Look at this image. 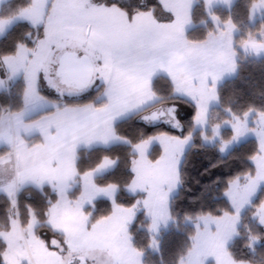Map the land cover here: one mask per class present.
Returning a JSON list of instances; mask_svg holds the SVG:
<instances>
[{
	"label": "snow or ice",
	"instance_id": "obj_1",
	"mask_svg": "<svg viewBox=\"0 0 264 264\" xmlns=\"http://www.w3.org/2000/svg\"><path fill=\"white\" fill-rule=\"evenodd\" d=\"M191 3L192 0H153L150 8L129 10L123 7L121 0H29V5L19 11L16 18L34 28L38 38L30 43L17 42L12 52L0 56V77L11 80L23 75L25 108L10 116L25 132L36 130L41 139L29 145L20 135V127L0 135V148L8 149L3 157L14 161L8 195L15 196L19 186L26 183L51 187L56 200L49 201L45 213L47 223L63 239H41L35 231L38 220L34 213L26 225L12 221L7 232H0L5 244L0 254L3 264H22L23 261L27 264H91L101 256L105 264H141L143 252L134 247L129 232L139 206L142 204L146 215L152 217L148 226L151 232L157 230L160 221L167 223L174 219L168 208V192L179 182V169L178 159L170 155L169 147L175 145L178 150L182 149L191 135L181 138L161 132L133 142L118 134L115 122L158 99L153 78L162 72L168 76L174 93L188 95L193 100V122L206 123L208 105L219 99L216 82L225 72L235 70L236 52L231 34L236 26L229 18L224 22V29L217 26V32H209L203 40L188 39L185 26L191 23ZM212 3L213 0H205V10L218 25L219 17L210 11ZM157 7L168 14V20L158 18ZM258 7H264V0L254 4L252 10ZM5 28V22L0 21V34ZM224 38H227L226 45L216 48L215 42ZM242 46L246 50L250 47L257 54L264 51V42L243 41ZM5 82L0 78V86ZM41 83L61 99L66 96L83 99L93 89L101 87L104 101L61 104L40 91ZM30 104L50 106L53 110L25 122L23 117ZM248 114L244 113V120L233 114L235 123L223 121L231 125L233 135L221 146V151L245 132H257L247 127ZM258 116L264 125V112L258 111ZM142 119L146 124L171 120L174 121L172 126L181 130L175 105L167 111L151 112ZM220 127L221 124L214 126V135H219ZM257 135V150L250 157L256 164L255 173H246L243 185L239 177L228 182L224 195L231 211L222 210L218 216L211 213L196 216L197 231L190 237L194 243L189 255L198 245L200 222L204 223L205 230L209 224L215 225L216 230L208 233L212 242L208 254L216 256L217 264H237L226 245L238 234L237 226L245 206L255 208L253 217L264 227V197L253 204L264 184V130ZM113 141L129 145L135 153L125 188L134 196L138 191L145 194L142 200L135 199L127 206L117 202L119 184L100 185L95 180L97 172L115 168L117 159L103 155L91 169L81 172L77 167L80 145L98 143L108 147ZM154 142L161 145V151L153 159L148 152ZM77 177L81 190L71 198L70 190ZM238 187L243 188L240 199L233 194V189ZM99 195L106 196L112 208L109 213L94 218L87 208L95 209L94 201ZM185 219L193 218L186 216ZM258 239L250 237L252 242ZM149 246H157L154 237Z\"/></svg>",
	"mask_w": 264,
	"mask_h": 264
},
{
	"label": "trees",
	"instance_id": "obj_2",
	"mask_svg": "<svg viewBox=\"0 0 264 264\" xmlns=\"http://www.w3.org/2000/svg\"><path fill=\"white\" fill-rule=\"evenodd\" d=\"M259 0H235L230 9L215 8L212 13L219 17L218 25L211 19L209 12L205 10L203 0H197L192 13L193 27L189 30L187 37L192 41L203 40L209 32L216 33L217 26L220 29L225 28V21L231 18L232 23L236 26V54H237V75L226 81L218 89L220 105L211 111L209 120V129L206 136L210 137L212 131L210 128L217 124H224L223 121L233 118V114L242 119L244 113L264 112V57H254L248 55L242 50V42L247 41L250 37L264 31V16L253 21L252 8ZM123 7L129 10L140 8H150L153 0H121ZM29 5V0H9L0 8V20H9L16 17L21 9ZM156 14L161 20H168L167 13L156 8ZM31 34L30 36L28 34ZM38 38V33L34 28H30L27 23L16 24L0 40V56L12 52L17 42L30 43L31 40ZM153 88L158 96V102L134 116L118 123L116 129L119 135L129 138L133 142L140 139L156 135L161 132H167L171 135L181 138L192 135V144L186 152L179 172V189L171 200L170 212L174 219H171L169 227L155 236L149 231V222L145 219L144 214H140L136 221L131 225L132 244L135 248L142 250L144 264H181L189 254L192 248L193 240L190 239L196 233L195 224L198 214L211 213L220 215L222 210L231 211L228 198L224 195V190L228 187V182L236 177L240 178L242 184L246 183L245 174L249 171L255 173L256 164L250 159L257 150L258 142L254 139L245 141L235 146L228 154H223L219 143L206 145L203 141L202 133L196 131V125L192 116L195 114V106L187 100L178 98L170 80L164 76H158L153 82ZM40 91L49 97L50 100L58 101L61 104L84 103L86 101H98L103 92V88L97 87L86 95L83 99L65 97L61 99L50 93L40 85ZM24 80L20 78L13 82L8 90L0 92V125L4 117L11 113L19 112L25 108L24 105ZM177 104L180 107L179 116L182 122V131H176L168 126L165 122L158 121L155 124H146L142 117L149 115L151 112L158 111L164 105ZM187 108V109H186ZM229 109L231 111H229ZM251 110V111H250ZM233 132L224 129L221 132V140L228 142L231 140ZM40 137L28 139L29 145L40 141ZM8 151L7 148H0V157ZM161 148L156 146L151 158L159 156ZM103 155H108L117 159L116 167L96 178L100 185L107 183H116L120 185L117 196V202L129 205L135 199H141L142 196H132L128 193L125 185L129 183L131 166L130 161L135 153L132 152L129 145H115L109 148L82 149L78 152L77 167L81 172L91 169L101 160ZM78 189L71 195L75 198L79 195ZM264 197V187L259 190L253 204H258ZM55 201L56 195L50 188L38 191L33 188L23 190L19 194V208L22 214L23 224L29 222V217L34 213L40 226L37 233L41 239L49 237L60 238L46 225V211L49 207V201ZM93 217L105 215L111 211V205L108 201L96 202ZM88 211H91L88 209ZM92 212V211H91ZM255 208L250 206L241 219L239 236L242 231L245 233L247 223L257 220L253 217ZM14 215L11 204L5 196H0V227L4 226L3 221ZM186 216H191L192 220H186ZM44 233L46 236L43 237ZM248 235L237 237L229 248L232 258L238 263H257L252 257V250L245 240H250ZM155 238L156 247H150V241ZM48 241V240H45ZM0 247V254L4 249ZM264 261V260H263ZM0 264H3L2 255H0ZM213 264V263H210Z\"/></svg>",
	"mask_w": 264,
	"mask_h": 264
},
{
	"label": "rangeland",
	"instance_id": "obj_3",
	"mask_svg": "<svg viewBox=\"0 0 264 264\" xmlns=\"http://www.w3.org/2000/svg\"><path fill=\"white\" fill-rule=\"evenodd\" d=\"M234 1L235 0H213V3L211 4V7H210V11L212 12L215 8H218V7H221V8H226V9H230L233 4H234ZM204 4H205V0H203ZM259 2V1H258ZM258 2L256 4H258ZM197 3V0H192V3H191V9H190V14H191V23L190 24H187L185 26V30H186V35L188 34L189 30L192 29L193 27V20H192V13H193V10H194V6L195 4ZM3 6V5H2ZM1 6V7H2ZM0 7V8H1ZM253 9V8H252ZM209 12V11H208ZM18 16V15H17ZM16 16V17H17ZM252 16H253V21H255L257 18H262V16H264V7H258L255 11L252 10ZM16 17L12 18V19H9V20H13L15 19ZM1 21V20H0ZM20 22H17L16 24H18ZM22 23H25V22H22ZM15 24V25H16ZM232 46L236 52V42H235V37H236V31L235 29L233 30L232 32ZM2 39V38H1ZM0 39V40H1ZM226 38L224 39H220V40H217V42L220 43V41L222 40H225ZM256 41V42H264V31H261L259 34L255 35V36H252L250 37L247 41ZM216 43V42H215ZM221 44V43H220ZM223 47H224V44H221ZM242 50L244 53L248 54V55H251V56H254V57H264V51H261L259 54H257L256 52L252 51V49L249 47L247 50L242 46ZM236 60H237V54H236ZM235 70L230 73L229 75L227 73H224L223 76H222V79L221 81L219 82V84L216 85V92L218 94V89L220 86H222L226 81L230 80V79H233L236 75H237V71H238V66L237 64H235ZM237 69V71H236ZM160 76H163V75H160ZM166 77V76H164ZM0 78H4L5 79V84L3 86H0V92L1 91H4V90H8L9 86L15 82L16 80L20 79V78H23V75L21 74L19 77H15L11 80H8L5 77H0ZM168 78V77H166ZM169 79V78H168ZM41 85L45 88V89H48L47 85L44 84V83H41ZM96 89V88H95ZM175 95L178 97V98H181V99H184V100H187L185 98H182L180 96H178L176 93ZM67 97V96H66ZM219 97V96H218ZM65 98V97H64ZM98 101H104V99L100 96ZM159 100H157L158 102ZM188 102H190L191 104H194L193 101H189L187 100ZM155 105V104H154ZM153 105V106H154ZM175 105V109H176V118L179 120L180 122V126H181V130L179 131H182V122H181V119H180V113H185V111H180V107L179 105L177 104H174ZM220 105V101L219 99L217 101H212L210 102V104L208 105V111H207V116H206V123L204 125H200V124H195L196 125V131L197 132H201L202 133V137H203V141L206 145H214V144H217L219 143L221 146L225 144V142H223L221 140V132L222 130L224 129H227V130H231L233 132V129L231 127V125L229 124H222L220 129H219V135H214V127L210 128L211 131H212V135L210 137L206 136V131L209 129V120H210V115H211V111L212 109L214 108H218ZM151 106V107H153ZM173 105H164L162 106L158 111H167L169 108H171ZM150 108V107H149ZM148 109V108H147ZM187 109V108H186ZM146 110V109H145ZM144 111V110H143ZM182 113V114H183ZM7 119V116L4 117V119L2 120V122ZM165 119H169V118H165ZM245 119V118H244ZM242 119V120H244ZM233 121V123H235V121L232 119H230ZM246 120H247V127L249 129H252V128H255L257 130V132H252V131H247L245 132L244 134L240 135L239 138L235 141H231L230 143H227L226 144V147H225V150L222 151L223 154H228L235 146H238L242 143H244L245 141H248L250 139H254L258 142V135L257 133L264 130V125L261 124V120H260V117L258 116L257 113L255 112H250L248 114V116L246 117ZM163 121V120H162ZM164 122V121H163ZM174 121H171L169 120L168 123H166L168 126H170L172 129L177 130L176 127H173ZM192 135H191V139L185 144L183 145L182 149H177V147L175 145H170L169 147V153L170 155L174 156L176 159H178V169H179V172H180V168H181V164L183 162V159H184V156L186 154V152L189 150L191 144H192ZM124 145H127V144H124ZM159 146L161 148V145L159 143H156L154 142L150 149H149V152H148V155L151 157V153L153 151V147L154 146ZM220 146V147H221ZM97 148V147H96ZM101 148H104V147H101ZM109 148V147H107ZM82 149H93V148H86V147H83V148H80V150ZM78 151V152H79ZM116 167V166H115ZM114 169V168H113ZM113 169H109L107 171H102V172H97L95 174V180L98 176H102L104 174H107L108 172L112 171ZM241 185H243L241 183ZM21 188H19L18 191L15 192V196L13 197H10L8 195V193L4 194L1 190H0V196H5L8 201L10 202L11 204V207H12V210H14V215L10 216L9 219H6L4 220L2 223L4 226L0 227V232H7L9 230V227H10V222L12 221H16L18 222L19 224L21 225H24L23 223V219H22V214H21V211H20V208H19V194L25 190V189H28V188H33V189H36L38 191H43L45 188H50L52 189L51 187L47 186V185H44L43 187H37L35 186L33 183L30 184V185H27L26 187H22L20 186ZM165 191L168 190V186L165 185ZM261 188L264 187V184H261L260 186ZM260 188V189H261ZM81 190V182L79 180V177L76 178V182L72 184V188L70 190V196L75 193L77 190ZM179 189V182L176 183V185L171 189V191L168 192V208L170 209V205H171V200L172 198L175 196V194L177 193ZM54 192V191H53ZM55 193V192H54ZM80 193V192H79ZM128 193L132 196H134L131 192L128 191ZM233 194L234 196L237 198V199H240L243 195V188L242 187H238V188H234L233 189ZM56 195V194H55ZM138 195H141L142 198L141 200L144 198V193L142 192H137L135 194V196H138ZM117 196H118V193H117ZM117 196H116V199H117ZM72 198V197H71ZM255 199V198H254ZM253 199V201H254ZM13 200L16 201V203L14 204L13 203ZM101 200H104V201H108L111 205V208H112V204H111V201L104 195H99L96 197L94 203L96 204V202L98 201H101ZM250 206H245L244 209L242 210L241 212V219H242V216L244 215V213L248 210ZM90 209L93 212H95L96 209H92L91 206H89L87 208V210ZM140 214H144V217L145 219L151 224L152 223V217L149 216V215H146V210L144 209L143 205L141 204L136 212V216H135V219L132 221V223L129 225V230H130V227L131 225L136 221L137 217L140 215ZM33 215V214H32ZM32 215L29 217V220L32 218ZM241 219H240V222L238 224V234H234L231 239L227 242V249L229 250L230 246L232 245V243L235 241V239L239 236V228L241 226ZM28 223V222H27ZM171 223V219H169L167 221V223H165L164 221H160L158 223V227H157V230L155 232H151V234L155 235V236H158L161 234V232L165 229H167L169 227ZM149 224V225H150ZM47 226H49L48 223H46ZM247 229L248 227L250 229L249 230V233L252 234V236H257L259 237L258 241L257 242H252L251 240H245V244H249L251 250H252V258L254 260H256L257 263H263L264 264V227H262L259 223H258V220L255 221H252V222H248L247 224ZM40 226L39 222L36 224L35 226V231H36V234L38 235L37 233V230H38V227ZM50 227V226H49ZM51 229V228H50ZM200 229H201V236H200V239H199V242H198V245L196 247V249L191 253V255H188L187 257L184 258L183 260V264H210V263H213V264H217V259H216V256L215 255H210L208 254L211 250V247H212V242L209 238V231L211 232H214L216 230L215 228V225L214 224H209L208 226V230H205V225L203 222H200ZM56 234H58L60 238H54V237H49L45 240H48V241H51L53 239L57 240V241H62L63 237L62 235L59 233V232H55ZM45 237L46 236V233L43 234ZM244 235H248V232H244L242 231L240 233V236L239 237H244ZM25 236H26V233H25ZM39 236V235H38ZM248 236H251V235H248ZM40 237V236H39ZM250 238V237H249ZM4 245V241L2 238H0V247ZM5 247V246H4ZM140 261H141V264H144L143 263V256L140 257ZM22 264H27V261H23ZM91 264H105V259L103 256L101 257H98V261H93L91 262ZM237 264H254V263H238Z\"/></svg>",
	"mask_w": 264,
	"mask_h": 264
},
{
	"label": "crops",
	"instance_id": "obj_4",
	"mask_svg": "<svg viewBox=\"0 0 264 264\" xmlns=\"http://www.w3.org/2000/svg\"><path fill=\"white\" fill-rule=\"evenodd\" d=\"M9 0H0V7L3 5V4H5L6 2H8ZM1 21H3V22H5V24H6V28H5V31H4V33L3 34H0V39L1 38H3L14 26H15V24L17 23V22H23L22 20H20V19H18V18H15V19H13V20H11L12 22H11V24L10 25H8L7 24V22L9 21V20H1ZM220 43L221 44H224V46L226 45V43H227V38L225 39V40H222V41H220ZM219 42H217L216 41V43H215V47L216 48H223V46L220 44ZM233 47V46H232ZM234 60H235V64H237V60H236V56L234 57ZM236 71H237V69H236ZM233 71H231V72H225V73H227L228 75L230 74V73H232ZM160 75H163V76H166V77H168L165 73H162V72H159V73H157L155 76H154V78H153V82H154V80L158 77V76H160ZM223 76V75H222ZM222 76H221V78L216 82V85L217 84H219V82L221 81V79H222ZM208 83H209V85H211V83H212V81H211V78H209V80H208ZM178 96H180V97H182V98H185V99H187V100H189V101H193L188 95H183V94H178V93H176ZM101 97L104 99V96H103V92H102V94H101ZM157 100L158 99H156L153 103H151V104H148V105H146L145 106V108H142V109H140V110H134V111H130V112H128L126 115H123V116H121L115 123H116V125L118 124V123H120V122H122V121H124V120H126V119H128V118H130V117H132V116H134L135 114H138L139 112H142L143 110H145V109H147V108H149V107H151V106H153L154 104H156L157 103ZM53 109L50 107V106H44V105H32V104H30L29 106H28V108L25 110V115H24V117H23V120L25 121V122H29V121H34V120H36L38 117H40L43 113H45V112H51ZM208 114V113H207ZM17 127H20V135L22 136V138L25 140V141H27L28 139H31V138H33V137H40V135L38 134V132L36 131V130H33V131H31V132H25L24 130H23V127L22 126H19V125H17L16 123H15V121H14V119L9 115V116H7V119H5L2 123H1V125H0V135H4V134H7L8 132H9V130H12L13 132L15 131V129L17 128ZM41 138V137H40ZM115 145H124L123 143H120V142H116V141H113V142H111L110 143V145L108 146V147H111V146H115ZM157 146V145H156ZM156 146H154L153 147V149L156 147ZM83 147H86V148H96V147H104V148H107V147H105L104 145H102V144H98V143H96V144H93V145H91V146H84V145H80V147L78 148V151H79V149L80 148H83ZM159 147V146H158ZM3 148H6V147H3ZM150 155H152V153L150 154ZM14 171H15V169H14V161H9V160H7L5 157H0V190L4 193V194H6V193H8V191H9V189H10V187H11V185H10V181H12V178H13V174H14ZM30 184H32V183H26V184H24V185H22V187H26L27 185H30ZM35 186H37V187H40V186H38V185H36V184H34ZM19 188H21L20 186H19ZM261 188V187H260Z\"/></svg>",
	"mask_w": 264,
	"mask_h": 264
}]
</instances>
